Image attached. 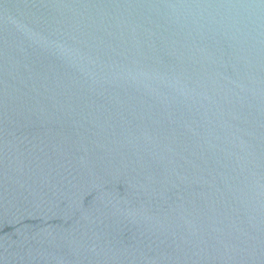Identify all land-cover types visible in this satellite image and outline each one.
Masks as SVG:
<instances>
[{
	"label": "water",
	"instance_id": "obj_1",
	"mask_svg": "<svg viewBox=\"0 0 264 264\" xmlns=\"http://www.w3.org/2000/svg\"><path fill=\"white\" fill-rule=\"evenodd\" d=\"M0 264H264V0H0Z\"/></svg>",
	"mask_w": 264,
	"mask_h": 264
}]
</instances>
